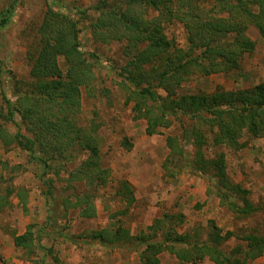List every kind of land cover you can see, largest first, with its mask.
Here are the masks:
<instances>
[{
    "label": "trees",
    "instance_id": "1",
    "mask_svg": "<svg viewBox=\"0 0 264 264\" xmlns=\"http://www.w3.org/2000/svg\"><path fill=\"white\" fill-rule=\"evenodd\" d=\"M208 1H211L209 6L200 0H113L111 3L97 0L91 8L98 13L90 26L95 40L104 43L125 40L123 53L129 59L117 72L125 83L126 100L132 101L134 117L144 119L145 133L156 134L160 128L178 122L180 138L176 135L165 138L169 150L162 163L165 173L177 174L181 164L176 160L180 158L183 166L210 175L215 196L222 205L234 213L250 214L255 206L248 197L249 191L227 176L224 152L212 157L205 152L209 146L244 148L247 145L241 140L244 132L251 137H264V81L245 88H217L210 92L181 89L194 75L227 73L240 68L243 56L255 48L248 27L252 25L264 36V0ZM46 5L37 28V50L28 52L31 87L22 99L11 102L5 97L8 119L14 121L13 116L18 112L21 122L34 136L20 130L8 133L0 126V139L5 145L16 143L26 149L32 158L42 162L43 168H54L56 173L62 169L61 164L53 167L47 159L36 155V141L38 146L48 141L47 147L52 151L49 159L55 155L71 158L75 149L86 152L81 164L70 172V178L82 179L89 186L104 184L108 170L99 166L98 144L73 119L79 109L80 87H90L98 61L95 53L82 48L81 20L75 15H84L85 10L73 8L65 0H46ZM152 11L155 14L150 15ZM10 13L11 7L2 12L0 26L7 23ZM172 21L183 24L186 49L177 47L166 36L163 25ZM59 57L64 67L60 66ZM146 64H150L147 70ZM184 142L194 148L192 159L187 156ZM124 144L131 146L126 138ZM12 191L7 187L5 194H0V207L10 204L8 196ZM16 195L25 210L23 189L17 190ZM115 195L127 205L135 200L133 188L125 179L119 181ZM93 199L91 193H85L72 202L65 196L63 202L66 208H78L82 216L91 217L95 215ZM115 214L111 213L110 217ZM49 224L55 226V222ZM175 226L169 219L155 218L147 226L150 230L147 234L132 235L118 226L114 230L102 228L90 232L89 236L105 243L136 240L137 246L142 245L139 264H161L159 254L163 251L173 254L181 264H196L204 257L214 264H247L264 253V233L243 234L242 242L225 250L221 244L234 236L232 231L222 233L212 224L203 238L198 233L178 232ZM35 231L28 224L22 233H14V246L31 250Z\"/></svg>",
    "mask_w": 264,
    "mask_h": 264
},
{
    "label": "rangeland",
    "instance_id": "2",
    "mask_svg": "<svg viewBox=\"0 0 264 264\" xmlns=\"http://www.w3.org/2000/svg\"><path fill=\"white\" fill-rule=\"evenodd\" d=\"M201 1L204 6L211 4L208 0ZM65 2L85 10L84 15H75L81 20L82 48L92 51L98 58L92 84L80 87L79 109L73 119L83 132L95 138L99 148L98 163L101 169L108 170V179L104 184L89 186L82 179L70 178V172L81 164L86 152L75 149L71 158L55 155L49 159L52 151L47 147L48 141L40 146L36 141V155L47 159L53 167L61 164L62 169L56 173L54 168L44 169L42 162L32 158L26 149L16 143L5 145L0 139V194L4 195L7 187L13 189L8 196L10 204L0 207V264H139L142 245L137 246L136 240L105 243L92 239L89 234L102 228L114 230L118 226L132 235L147 234L150 232L147 226L155 218L169 219L176 223L178 232L198 233L203 238L212 224L222 233L232 231L234 236L221 244L225 250L242 242L243 234L264 233V137H251L244 132L241 137L247 142L244 148L209 146L205 152L208 157L224 152L227 176L249 191L248 197L255 206L250 214L234 213L222 205L215 196L210 175L201 174L189 165L183 166L180 158L176 162L181 164V169L174 176H168L162 167L169 153L165 138L167 135L180 138L178 122L160 128L159 133H145L144 119L134 117L132 101L126 100L125 83L117 72L129 59L123 53L125 40L104 43L93 38L90 25L98 12L91 6L97 0ZM46 6V0H0V15L11 7L7 23L0 26V126L8 133L20 130V133L34 136L21 122L18 112L13 116L14 121L8 119L6 99L11 102L22 99L31 87L28 52L37 50V28ZM163 26L166 36L177 47L186 49L183 24L172 21ZM247 33L255 41V48L243 56L239 69L194 75L183 83L181 91L229 90L264 81V36L252 25ZM59 64L64 67L61 57ZM149 65L144 68L149 69ZM125 138L130 147L124 144ZM183 144L188 158L192 159L193 146ZM47 150L51 155L45 154ZM123 179L129 181L134 191L135 200L131 205L115 195ZM19 189L26 194L25 210L16 195ZM85 193H91L94 198L95 215L91 217L82 216L78 208H66L63 202L65 196L72 202ZM111 213L116 214L111 218ZM51 222H55V226H51ZM28 224L36 230L31 250L13 244V234L22 233ZM159 259L161 264H181L166 251L159 254ZM196 264L214 263L204 257ZM247 264H264V253Z\"/></svg>",
    "mask_w": 264,
    "mask_h": 264
}]
</instances>
